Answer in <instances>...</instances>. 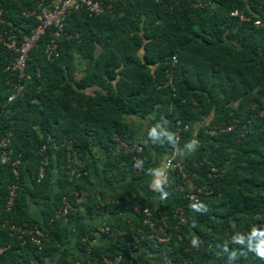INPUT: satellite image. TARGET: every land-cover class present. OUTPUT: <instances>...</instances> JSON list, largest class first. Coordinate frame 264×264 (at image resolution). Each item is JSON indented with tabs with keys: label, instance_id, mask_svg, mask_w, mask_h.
I'll list each match as a JSON object with an SVG mask.
<instances>
[{
	"label": "trees",
	"instance_id": "obj_1",
	"mask_svg": "<svg viewBox=\"0 0 264 264\" xmlns=\"http://www.w3.org/2000/svg\"><path fill=\"white\" fill-rule=\"evenodd\" d=\"M98 1L96 16L83 9L66 16L51 59L44 53L49 34L40 36L21 80L0 45V151L10 158L0 163V264H102L115 255L132 264H264V0ZM39 2L0 0V31L27 34L35 22L20 14ZM86 61L90 70L77 72ZM18 82L22 91L6 101ZM128 116L145 121L140 136L128 129ZM176 121L189 126L179 148L192 145L179 157L181 171L200 192L195 203L183 199L184 179L173 170L158 184L154 205L135 184L153 170L151 153L157 160L174 143ZM114 137L141 146L139 173L129 153L112 152ZM92 147L104 155L95 174L111 186L128 180L123 188L92 194ZM62 197L71 206L66 222L54 219ZM27 201L40 205V221ZM134 204L147 207L155 224L164 220L165 242H133L147 231ZM176 207L184 223L173 217ZM80 209L85 219L109 215L108 233L83 224L73 232ZM34 228L38 246L17 231Z\"/></svg>",
	"mask_w": 264,
	"mask_h": 264
},
{
	"label": "built area",
	"instance_id": "obj_2",
	"mask_svg": "<svg viewBox=\"0 0 264 264\" xmlns=\"http://www.w3.org/2000/svg\"><path fill=\"white\" fill-rule=\"evenodd\" d=\"M44 0H40V2L36 5L34 9L23 11L20 16L25 19H32L35 22V25L29 29L27 34L23 33L21 30L16 29V32L12 29L2 30L0 31V45L9 53L13 55L12 60L7 67L8 70L16 73L18 80L23 78V71L25 66V59L29 50L36 46L37 41L40 36H42L45 32H48L49 38L48 42L45 44L44 53L48 59H51L56 55V47L57 40L59 36L62 34L63 22L66 16L74 10L83 9L89 15H98L102 13V6L100 1L98 0H52L49 5L43 3ZM230 15L238 16L240 20H244L242 15L237 13L236 11L231 12ZM2 11L0 9V24L3 23L2 19ZM25 24V21L19 20V26L22 27ZM13 28V27H12ZM172 63H174V57L171 58ZM170 77L166 81L167 85H170ZM22 91V84L17 83L13 86V94L7 97L6 101H10L12 97L16 94H19ZM176 130L174 132V143L167 150L164 155L162 161V173L160 177V183L168 182V175L173 170H176L180 173L182 179H184L183 184L186 186V190L184 187L180 185L178 190L182 192V198L185 199L189 203H195L198 198V193L193 191L191 182L184 177V174L181 171V166L179 164V154L180 148L178 146V141L182 131L188 130L189 126L184 124L180 125L178 121L174 123ZM227 128L226 130H228ZM113 141V153H116L118 150H122L124 153L130 154L131 161V169L134 174L140 172V165L138 154L141 152V146L138 144L128 145L118 138L114 137ZM6 138L0 141L1 146H5ZM9 151L1 150L0 151V163L7 164L10 162V158L8 156ZM15 162L11 163L12 165ZM47 164V159L45 157L41 158L38 162L37 167V181L42 177L44 172V166ZM215 171L213 168L209 170L208 175L214 174ZM13 174H16L15 170H13ZM70 174L78 176L77 173L71 170ZM15 187H11L9 191V200L6 204V208H8L11 204V199L14 195ZM84 193H81L80 196L76 199V202H82L84 198ZM71 210V206L66 198L62 197L59 209L54 213V219H61L62 222H66L68 212ZM132 212L138 214L140 216L141 225L144 226L147 231L146 235H140L139 237H132L134 243H138V241L143 239H148L156 246L158 243L165 242L167 237L165 233V222L162 218L158 224H155L151 219V213L149 209L145 206H141L140 204H134L132 207ZM173 217L176 219L178 223L185 222V216L183 214V209L181 207H176L174 209ZM11 229H15L11 227ZM20 235L27 234L29 236V241L35 245H39V236L41 235L38 229H33L31 231L19 230ZM97 231L100 234L106 235L108 233V228L105 226L104 221L99 222L97 225ZM1 251V250H0ZM102 264H132V261L128 259L126 262H122L120 255H115L112 258L103 257L101 259Z\"/></svg>",
	"mask_w": 264,
	"mask_h": 264
},
{
	"label": "crops",
	"instance_id": "obj_3",
	"mask_svg": "<svg viewBox=\"0 0 264 264\" xmlns=\"http://www.w3.org/2000/svg\"><path fill=\"white\" fill-rule=\"evenodd\" d=\"M124 122L128 126V129L131 131V133L135 136H140L143 130L145 129V121L142 120L141 118L128 116L124 118ZM181 152H184V149L181 150L180 153ZM91 154H92L91 158L87 157V161L89 163V168H90L89 178L91 181V185L89 186V189L92 190V194L96 195L100 191L106 192L108 189H112L113 187H115L117 190H120L126 185L127 182H129L128 180H126L117 183L114 186L108 185L104 181L102 176L99 173H97L96 175L94 171L95 166H97V168H100L103 164V160H104L103 152L97 147H92ZM154 156H155L154 153L151 154V161H153L155 164L153 170L149 173V175L145 180L135 184V186L140 196L150 198L151 202L154 205H156L157 200L154 198V195L156 193V188L158 184H160V177L162 173V161L164 156L162 157V159H157V160L155 159ZM54 186L55 184L53 179L51 185V191L54 190L53 188ZM39 209H40V205L34 206L29 201H27V212L29 213L31 218L38 221L41 220L40 219L41 217L39 215ZM78 216L79 218L77 219L76 224H74L73 232L76 225L78 224H83L90 228H96L97 230V225L99 224V222H103V221L105 222L110 219V216L107 215L106 213H102L99 216L93 217L92 219H85L82 209L78 211ZM93 234H94V240L95 242H97L100 239L99 235L97 234V231H94Z\"/></svg>",
	"mask_w": 264,
	"mask_h": 264
},
{
	"label": "rangeland",
	"instance_id": "obj_4",
	"mask_svg": "<svg viewBox=\"0 0 264 264\" xmlns=\"http://www.w3.org/2000/svg\"><path fill=\"white\" fill-rule=\"evenodd\" d=\"M90 66H91V62L90 61H86L82 64H77L76 65V68H77V72L81 69H83L85 72H88L90 70ZM78 76V75H77ZM184 149V152H181L179 154V157L182 158L184 155H186L187 153H189L192 149V145L190 143H187L182 149L180 150H183ZM186 149V150H185ZM153 154V153H151ZM163 156H161L160 158L158 159H162Z\"/></svg>",
	"mask_w": 264,
	"mask_h": 264
}]
</instances>
